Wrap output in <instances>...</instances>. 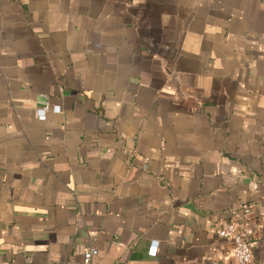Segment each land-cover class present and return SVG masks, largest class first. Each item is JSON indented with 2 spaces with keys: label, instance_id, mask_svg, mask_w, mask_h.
Here are the masks:
<instances>
[{
  "label": "crops",
  "instance_id": "0c3cea01",
  "mask_svg": "<svg viewBox=\"0 0 264 264\" xmlns=\"http://www.w3.org/2000/svg\"><path fill=\"white\" fill-rule=\"evenodd\" d=\"M231 222L264 264V0H0V264H237Z\"/></svg>",
  "mask_w": 264,
  "mask_h": 264
},
{
  "label": "built area",
  "instance_id": "2783aa9c",
  "mask_svg": "<svg viewBox=\"0 0 264 264\" xmlns=\"http://www.w3.org/2000/svg\"><path fill=\"white\" fill-rule=\"evenodd\" d=\"M60 106H52L47 103L37 111L39 118L44 119L49 111L59 112ZM248 213L250 210L246 208ZM219 236L222 238H230L234 243V258L237 264H250L253 260V250L250 243L245 238L243 227L238 222H231L226 227L222 228L219 232ZM98 254V250L94 247L89 248L83 255L84 264H94V257Z\"/></svg>",
  "mask_w": 264,
  "mask_h": 264
}]
</instances>
